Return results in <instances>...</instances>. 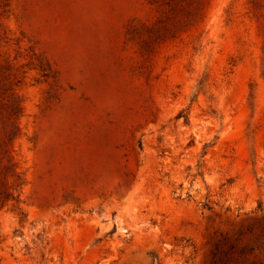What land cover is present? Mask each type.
<instances>
[{"label":"rangeland","instance_id":"1","mask_svg":"<svg viewBox=\"0 0 264 264\" xmlns=\"http://www.w3.org/2000/svg\"><path fill=\"white\" fill-rule=\"evenodd\" d=\"M0 264H264V0H0Z\"/></svg>","mask_w":264,"mask_h":264}]
</instances>
